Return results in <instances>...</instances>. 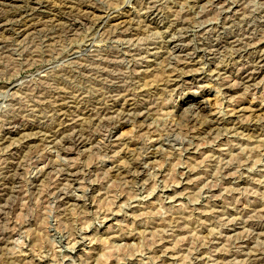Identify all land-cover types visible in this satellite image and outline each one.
<instances>
[{
    "label": "rangeland",
    "instance_id": "374dc122",
    "mask_svg": "<svg viewBox=\"0 0 264 264\" xmlns=\"http://www.w3.org/2000/svg\"><path fill=\"white\" fill-rule=\"evenodd\" d=\"M7 1L0 264H264V0Z\"/></svg>",
    "mask_w": 264,
    "mask_h": 264
},
{
    "label": "bare ground",
    "instance_id": "6f19581e",
    "mask_svg": "<svg viewBox=\"0 0 264 264\" xmlns=\"http://www.w3.org/2000/svg\"><path fill=\"white\" fill-rule=\"evenodd\" d=\"M2 1V0H1ZM0 1V2H1ZM9 1V0H8ZM7 1V2H8ZM34 1V0H33ZM7 4V3H6ZM9 4V3H8ZM230 5V4H229ZM21 8V7H20ZM224 9V8H223ZM71 11V9L69 10V12ZM25 12V11H24ZM10 13V12H9ZM21 13V12H20ZM62 13V12H61ZM17 14H18V12H17ZM10 15V14H9ZM15 15V14H14ZM19 15V14H18ZM61 15V14H60ZM64 15V14H63ZM66 15V14H65ZM4 16V15H3ZM7 15H5V17H6ZM20 16V15H19ZM241 16V15H240ZM153 17V16H152ZM7 18H8V16H7ZM11 18H12V16H11ZM17 18V17H16ZM19 18V17H18ZM5 19V18H4ZM13 19V18H12ZM55 19V18H54ZM14 20V19H13ZM153 20H156V19H153ZM3 21H5V20H3ZM15 22H17L16 20H14ZM13 21V22H14ZM122 21V20H121ZM142 21V20H141ZM177 21V20H176ZM5 22H8V19H7V21H5ZM5 22H2V24L1 25H3V23H5ZM13 22H12V24H13ZM96 22V21H95ZM19 23V22H18ZM17 23V24H18ZM47 23V22H46ZM126 23V22H125ZM124 23V24H125ZM160 23H162V22H160ZM6 24V23H5ZM9 24V23H8ZM32 24V23H31ZM30 24V25H31ZM69 24V23H68ZM122 24H123V22H122ZM163 24V23H162ZM252 24V23H251ZM16 25V24H15ZM27 25V24H26ZM36 25V24H35ZM66 25V24H65ZM227 25V24H226ZM24 26V25H23ZM23 26H21V27H23ZM37 26V25H36ZM35 26V27H36ZM94 26V25H93ZM171 26V25H170ZM170 26H168V27H170ZM28 26H26L25 28H27ZM32 28V27H31ZM118 28V27H117ZM171 28V27H170ZM21 29V28H20ZM241 29V28H240ZM262 30V29H261ZM24 31H26L25 29H21V32H18V33H22V32H24ZM125 33V32H124ZM29 34V33H28ZM154 35V34H153ZM167 35H168V33H167ZM27 36V35H26ZM145 36V35H144ZM188 36V35H187ZM252 36V35H251ZM183 37V36H182ZM1 38V37H0ZM169 38V37H168ZM235 38V37H234ZM174 39V38H173ZM236 39V38H235ZM195 40V39H194ZM220 40V39H219ZM237 40V39H236ZM27 41V40H26ZM219 42V41H218ZM233 42H234V40H233ZM1 43V42H0ZM220 43H222V42H220ZM236 43V42H235ZM239 43V42H238ZM167 44V43H166ZM215 44V43H214ZM22 45V44H21ZM136 45V44H135ZM223 45V44H222ZM173 46V45H172ZM182 46H184V45H182ZM216 46H218V45H216ZM224 46V45H223ZM236 47V46H235ZM2 48V47H1ZM56 48H58V47H56ZM216 48H221V47H216ZM173 49V48H172ZM217 49V50H218ZM17 50V49H16ZM216 50V51H217ZM170 51V50H169ZM183 51V50H182ZM214 51V50H213ZM216 51H215V53H216ZM30 52V51H29ZM218 52H220V51H218ZM125 60V59H124ZM134 60V59H133ZM143 60H145V59H143ZM3 61V60H2ZM111 61V60H110ZM141 61V60H140ZM258 61V60H257ZM189 62V61H188ZM263 61H261L260 63L259 62H257V63H259L260 65H261V63H262ZM136 63V62H135ZM255 63V62H254ZM257 63H255V64H253L254 65V67H255V65L257 64ZM259 64H257V65H259ZM262 66V65H261ZM261 66H260V69H261ZM249 67H251V66H249ZM258 67V66H257ZM256 67V68H257ZM246 69V68H245ZM257 69H259V68H257ZM1 70H3V69H1ZM181 70V69H180ZM185 71V70H184ZM252 71V72H251ZM257 71V70H256ZM51 72V71H50ZM245 73H248L247 74V76H246V78H245V76H244V78L246 79V81L247 80H249L251 77H253L254 75H256V73L257 72H255L254 71V68H250V69H248V70H246L245 71ZM244 74V73H243ZM64 75V74H63ZM246 75V74H245ZM122 76V75H121ZM179 76V75H178ZM247 78H249V79H247ZM254 78V77H253ZM251 80V79H250ZM249 82V81H248ZM38 84V83H37ZM121 84V83H120ZM47 85V84H46ZM130 85V84H129ZM241 87V86H240ZM83 88V87H82ZM107 92V91H106ZM84 94V93H83ZM94 100V99H93ZM81 102H83V101H81ZM48 107V106H47ZM49 108V107H48ZM92 108V107H91ZM54 109V108H53ZM75 109V108H74ZM94 110V109H93ZM53 111V110H52ZM148 115V114H147ZM47 118V117H46ZM93 120V119H92ZM122 121V120H121ZM208 121V120H207ZM217 126V125H216ZM100 127V126H99ZM218 130V129H217ZM18 131V130H17ZM21 134V133H20ZM263 136V135H262ZM68 152V151H67ZM10 153V152H9ZM49 166V165H48ZM16 168V167H15ZM134 169V168H133ZM43 171V170H42ZM137 172V171H136ZM16 178V177H15ZM59 191V190H58ZM61 192V191H60ZM67 205V204H66ZM1 208V207H0Z\"/></svg>",
    "mask_w": 264,
    "mask_h": 264
}]
</instances>
